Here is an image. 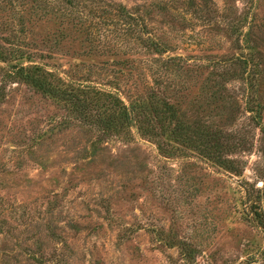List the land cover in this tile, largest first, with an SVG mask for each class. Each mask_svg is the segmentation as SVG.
Listing matches in <instances>:
<instances>
[{
	"label": "rangeland",
	"instance_id": "1",
	"mask_svg": "<svg viewBox=\"0 0 264 264\" xmlns=\"http://www.w3.org/2000/svg\"><path fill=\"white\" fill-rule=\"evenodd\" d=\"M0 53V264H264V0H0ZM20 64L150 111L105 133ZM163 99L236 170L167 136Z\"/></svg>",
	"mask_w": 264,
	"mask_h": 264
},
{
	"label": "trees",
	"instance_id": "2",
	"mask_svg": "<svg viewBox=\"0 0 264 264\" xmlns=\"http://www.w3.org/2000/svg\"><path fill=\"white\" fill-rule=\"evenodd\" d=\"M1 56V53H0ZM13 78L29 84L36 89L61 97L69 102L77 111L81 118L92 117L94 122L101 131H120L121 129L131 126L135 121H140V116L148 114L150 107L139 105H127L121 97L100 88L90 87L89 85H80L67 81L57 76L56 82L49 78L52 73L47 71L44 66L40 65H16L13 71ZM264 89L262 81L254 84ZM253 100V99H252ZM154 110L164 125L165 134L175 141L197 151L203 157L213 163L226 168L229 171H235V159L230 157L241 143L231 142L229 137L225 136L222 131H211L204 125L187 124L178 115V111L167 99L159 100L155 103ZM247 104L252 105V101ZM250 111H254L250 107ZM175 127L169 129L170 124ZM252 212L256 214L257 220L264 227V213L258 210L256 202H250Z\"/></svg>",
	"mask_w": 264,
	"mask_h": 264
}]
</instances>
